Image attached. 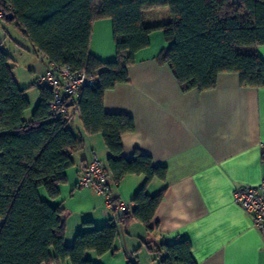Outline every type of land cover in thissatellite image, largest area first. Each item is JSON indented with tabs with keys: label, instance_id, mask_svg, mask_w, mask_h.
<instances>
[{
	"label": "trees",
	"instance_id": "1",
	"mask_svg": "<svg viewBox=\"0 0 264 264\" xmlns=\"http://www.w3.org/2000/svg\"><path fill=\"white\" fill-rule=\"evenodd\" d=\"M158 6L169 8L170 20L145 24L144 12ZM0 12L49 66L68 64L93 79L77 101L79 114L87 133L102 134L110 153L105 167L115 185L128 175L146 176L130 208L67 244L64 209L40 190L49 199L60 196L72 155L84 141L69 118L50 112V88H39L41 100L26 118L29 98L16 79L13 56L0 45V264H95L87 252L113 253L131 221L153 229L166 188L150 194L148 186L165 179L167 167L139 150L125 156L123 136L135 131V122L128 114L107 112L104 95L129 81V66L150 45L154 30L161 29L168 42L158 58L170 66L181 90H211L225 73L237 74L243 87H264V61L257 50L264 45V0H0ZM105 18L113 23L117 56L112 61L90 51L93 24ZM261 156L264 161V147ZM151 243L147 247L157 264H198L189 239L156 248ZM126 256L129 264H141L139 250Z\"/></svg>",
	"mask_w": 264,
	"mask_h": 264
},
{
	"label": "crops",
	"instance_id": "2",
	"mask_svg": "<svg viewBox=\"0 0 264 264\" xmlns=\"http://www.w3.org/2000/svg\"><path fill=\"white\" fill-rule=\"evenodd\" d=\"M143 16L145 24L158 25L170 20V11L158 6ZM23 39L25 51L39 57L29 59L28 67L16 77L30 101L29 119L41 100L34 80L49 64ZM167 46L163 31L154 30L150 45L129 66V81L104 95L107 112L128 114L135 122V131L123 136L125 156L131 158L139 150L155 164L167 167L166 178H155L148 186L150 194L166 188L151 223L153 229L147 231L141 223L131 221L113 253L98 256L89 251L86 256L95 264H129L126 252H142L148 242L156 248L189 239L198 264H264V230L253 226L250 213L233 199L236 188L264 181V87H243L237 74L225 73L211 90L183 91L170 66L158 58ZM257 50L264 61V45ZM90 51L103 61L116 58L111 19L94 22ZM11 55L17 66V58ZM69 125L84 141L83 147L72 155L74 164L66 171L60 196L49 199L44 189L40 193L64 209L65 240L73 244L79 232L101 228L113 219L120 211L116 203L131 204L146 176L128 175L113 186V206L93 188L77 187L78 177L92 159L97 156L106 164L110 153L102 134L86 132L80 114Z\"/></svg>",
	"mask_w": 264,
	"mask_h": 264
},
{
	"label": "built area",
	"instance_id": "3",
	"mask_svg": "<svg viewBox=\"0 0 264 264\" xmlns=\"http://www.w3.org/2000/svg\"><path fill=\"white\" fill-rule=\"evenodd\" d=\"M1 15L3 12H0ZM93 82V79L83 69H75L68 64L52 63L45 72L36 76L34 85L38 89L50 88L52 90L49 108L54 116L71 119L74 115L79 114L77 101L82 90ZM70 102L73 104L69 105ZM105 166V163L95 156L82 175L78 177L76 186L93 188L105 197L109 206H113L111 190L116 185L111 180ZM233 199L236 204L250 213L253 226L264 230V181L257 186L236 188ZM130 207L131 204L122 201L115 204V208L119 210ZM114 218L116 220V216Z\"/></svg>",
	"mask_w": 264,
	"mask_h": 264
},
{
	"label": "rangeland",
	"instance_id": "4",
	"mask_svg": "<svg viewBox=\"0 0 264 264\" xmlns=\"http://www.w3.org/2000/svg\"><path fill=\"white\" fill-rule=\"evenodd\" d=\"M23 38L25 37H23L15 25L7 23L0 18V45H2V47L7 51L14 54L17 58V67L15 70L16 77L22 69L28 67L27 62H29V59H39L37 55L27 53V51H25L24 47L27 42ZM154 257V253L150 252L146 246L142 249V252H139L141 264H157L154 261Z\"/></svg>",
	"mask_w": 264,
	"mask_h": 264
},
{
	"label": "water",
	"instance_id": "5",
	"mask_svg": "<svg viewBox=\"0 0 264 264\" xmlns=\"http://www.w3.org/2000/svg\"><path fill=\"white\" fill-rule=\"evenodd\" d=\"M72 104H73V102H70V103H69V105H72ZM121 213H122V211L120 210V211H119V214H121Z\"/></svg>",
	"mask_w": 264,
	"mask_h": 264
}]
</instances>
